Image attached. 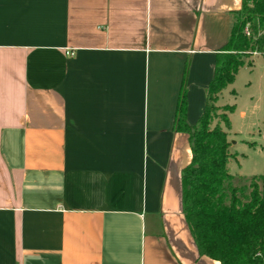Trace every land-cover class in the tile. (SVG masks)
Returning a JSON list of instances; mask_svg holds the SVG:
<instances>
[{
    "label": "crops",
    "instance_id": "obj_1",
    "mask_svg": "<svg viewBox=\"0 0 264 264\" xmlns=\"http://www.w3.org/2000/svg\"><path fill=\"white\" fill-rule=\"evenodd\" d=\"M241 5L0 0V264H221L182 212L173 123L186 63L202 114Z\"/></svg>",
    "mask_w": 264,
    "mask_h": 264
},
{
    "label": "trees",
    "instance_id": "obj_2",
    "mask_svg": "<svg viewBox=\"0 0 264 264\" xmlns=\"http://www.w3.org/2000/svg\"><path fill=\"white\" fill-rule=\"evenodd\" d=\"M253 52L264 57V0H242L234 12L230 37L216 54L206 103L195 123L187 118L186 63L173 123L175 131L188 135L192 150L181 172L182 212L200 254L221 264H264V174L244 185L234 183L228 165L237 157L229 139L236 106L218 103L240 68L253 65Z\"/></svg>",
    "mask_w": 264,
    "mask_h": 264
},
{
    "label": "rangeland",
    "instance_id": "obj_3",
    "mask_svg": "<svg viewBox=\"0 0 264 264\" xmlns=\"http://www.w3.org/2000/svg\"><path fill=\"white\" fill-rule=\"evenodd\" d=\"M231 86L235 93L224 94L221 104H234L230 113L231 151L237 153L229 162L234 183L244 185L254 175L264 174V58L255 55L253 65L245 64ZM242 111L246 112L242 116ZM220 112V111H219ZM254 142V143H252Z\"/></svg>",
    "mask_w": 264,
    "mask_h": 264
},
{
    "label": "built area",
    "instance_id": "obj_4",
    "mask_svg": "<svg viewBox=\"0 0 264 264\" xmlns=\"http://www.w3.org/2000/svg\"><path fill=\"white\" fill-rule=\"evenodd\" d=\"M245 32L247 35H250V31H249L248 27H246Z\"/></svg>",
    "mask_w": 264,
    "mask_h": 264
}]
</instances>
